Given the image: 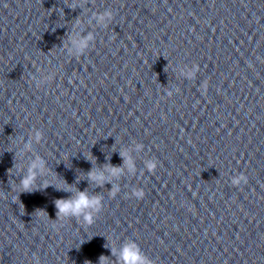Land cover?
<instances>
[{
	"label": "water",
	"instance_id": "95a60500",
	"mask_svg": "<svg viewBox=\"0 0 264 264\" xmlns=\"http://www.w3.org/2000/svg\"><path fill=\"white\" fill-rule=\"evenodd\" d=\"M80 192L91 223L59 214ZM128 244L264 264V0H0V264Z\"/></svg>",
	"mask_w": 264,
	"mask_h": 264
},
{
	"label": "clouds",
	"instance_id": "9594fccd",
	"mask_svg": "<svg viewBox=\"0 0 264 264\" xmlns=\"http://www.w3.org/2000/svg\"><path fill=\"white\" fill-rule=\"evenodd\" d=\"M80 46H84V42H80ZM39 166V162L34 163L32 165V169H35ZM156 165L150 164V169H155ZM121 169L112 168L111 172L113 175H118ZM35 172L30 170V175L23 179L22 184L24 190H29L34 179ZM90 178L94 181L103 182L104 175L97 174L96 172H92L89 174ZM136 195L138 197L143 198L144 192L142 190L137 191ZM57 208L59 209V214L61 216H81L83 215L84 221L91 223L93 221V216L91 215V211H99L101 208V200L99 197H89L86 192H80L78 196L72 199L67 200H59L57 201ZM121 264H151L146 257H144L139 248L135 244H128L122 249L120 253ZM104 258L101 257V264H103Z\"/></svg>",
	"mask_w": 264,
	"mask_h": 264
}]
</instances>
